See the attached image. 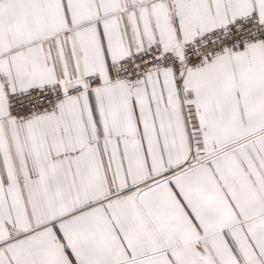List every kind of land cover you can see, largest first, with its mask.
Returning a JSON list of instances; mask_svg holds the SVG:
<instances>
[{"label":"snow or ice","instance_id":"6c2138e0","mask_svg":"<svg viewBox=\"0 0 264 264\" xmlns=\"http://www.w3.org/2000/svg\"><path fill=\"white\" fill-rule=\"evenodd\" d=\"M0 264H264V0H0Z\"/></svg>","mask_w":264,"mask_h":264}]
</instances>
